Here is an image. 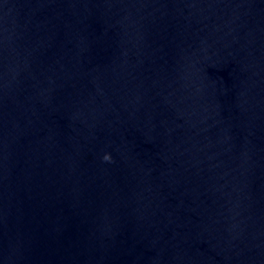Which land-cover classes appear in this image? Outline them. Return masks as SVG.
<instances>
[{
  "label": "water",
  "instance_id": "95a60500",
  "mask_svg": "<svg viewBox=\"0 0 264 264\" xmlns=\"http://www.w3.org/2000/svg\"><path fill=\"white\" fill-rule=\"evenodd\" d=\"M0 264H264V0H0Z\"/></svg>",
  "mask_w": 264,
  "mask_h": 264
}]
</instances>
